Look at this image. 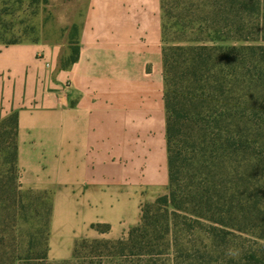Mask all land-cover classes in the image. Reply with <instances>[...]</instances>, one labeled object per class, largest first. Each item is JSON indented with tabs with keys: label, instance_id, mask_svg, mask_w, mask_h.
Segmentation results:
<instances>
[{
	"label": "trees",
	"instance_id": "1",
	"mask_svg": "<svg viewBox=\"0 0 264 264\" xmlns=\"http://www.w3.org/2000/svg\"><path fill=\"white\" fill-rule=\"evenodd\" d=\"M160 2L167 193L125 239L48 260L51 201L17 184L13 113L0 121V264H264V0Z\"/></svg>",
	"mask_w": 264,
	"mask_h": 264
},
{
	"label": "crops",
	"instance_id": "2",
	"mask_svg": "<svg viewBox=\"0 0 264 264\" xmlns=\"http://www.w3.org/2000/svg\"><path fill=\"white\" fill-rule=\"evenodd\" d=\"M49 2L63 36L0 44V121L17 115L16 181L49 193L47 258L63 261L125 239L167 193L161 2Z\"/></svg>",
	"mask_w": 264,
	"mask_h": 264
},
{
	"label": "rangeland",
	"instance_id": "3",
	"mask_svg": "<svg viewBox=\"0 0 264 264\" xmlns=\"http://www.w3.org/2000/svg\"><path fill=\"white\" fill-rule=\"evenodd\" d=\"M7 7L12 11V16H4L9 23V29L1 30L0 28V44L12 40L21 41L23 43L35 42L40 38L56 39L63 36L64 32L56 29V19L54 11L49 0H0V9ZM14 10V12H13ZM72 32H69V39ZM165 45H168L166 43ZM42 198H46L45 202L50 203L49 193L35 192ZM81 256L85 251L78 250Z\"/></svg>",
	"mask_w": 264,
	"mask_h": 264
}]
</instances>
